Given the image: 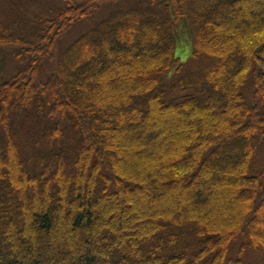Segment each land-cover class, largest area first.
Listing matches in <instances>:
<instances>
[{
    "label": "trees",
    "instance_id": "16d2710c",
    "mask_svg": "<svg viewBox=\"0 0 264 264\" xmlns=\"http://www.w3.org/2000/svg\"><path fill=\"white\" fill-rule=\"evenodd\" d=\"M58 1L0 25V264H251L245 249L264 258V151L254 163L264 148V0ZM109 1L131 5L60 51L68 30ZM184 41L192 52L181 63ZM179 112L191 130L159 137L148 125ZM141 122L152 145L124 147L120 128ZM173 136L178 150L152 167L135 156ZM142 184L151 197L163 184L189 188L199 205H158L126 224ZM236 241L245 243L233 251Z\"/></svg>",
    "mask_w": 264,
    "mask_h": 264
},
{
    "label": "rangeland",
    "instance_id": "374dc122",
    "mask_svg": "<svg viewBox=\"0 0 264 264\" xmlns=\"http://www.w3.org/2000/svg\"><path fill=\"white\" fill-rule=\"evenodd\" d=\"M20 7H16L14 11L10 10V7L7 3H5L3 0H0V25H4L10 22V19H15L14 15H21L20 11H25L28 13H36L39 12L45 8L53 9L55 7L60 6V3L58 0H17ZM130 6L129 3H114L113 5L105 6L102 10L100 15H109L113 11L120 9V8H126ZM253 16L257 15V12H251ZM99 18L96 20H88L83 23H77L74 25V27L67 33V35L64 37V39L60 42L59 49H63L67 47L69 44H71L74 40H76L80 35L84 34L85 32L91 30L92 26L98 21ZM243 23V22H242ZM244 24V23H243ZM228 29H234L236 30L235 26H228ZM226 34H222L219 36L214 35L212 38L218 40L219 42H223V39L226 37ZM185 44H188L187 41H184ZM150 48V45L148 46ZM191 52V47L188 45H181L179 47V50L177 53L180 55L181 62L184 63L188 57V53ZM184 54H186L184 56ZM52 65L49 63L45 65L44 71L41 73L40 77L44 76L46 72L50 70ZM112 80L110 81V84H112ZM99 85V83H98ZM131 85L127 87V90L130 89ZM112 92L109 94L111 95ZM219 98L214 103V112L213 115L215 119L219 114L220 108H219ZM158 118V117H157ZM165 123V124H164ZM191 118L190 115L184 112H179V114H170V113H164V115L161 117V119H154L151 122L148 123L149 126H154L159 130V137L160 136H166L170 135L172 136V131L175 129L181 130V133L183 131H189L191 128L189 127L191 124ZM143 122H141L138 125H133L130 128L126 127L125 125L120 128V136L123 142L124 147L130 146L133 147H141L145 148V145H152L147 140V135L144 133L145 130L142 128ZM113 126V125H112ZM180 135V134H179ZM178 138L179 136H173L170 139H172L170 142L167 143L166 147H163L160 152L150 149L148 153L145 154L144 152L137 151L135 153V156L137 158L145 157L148 160L147 165L151 166L155 160L159 162V160L162 159L163 156H165V150H167V147H170L169 149L173 151L178 150ZM154 141V140H152ZM155 142V141H154ZM95 143V141H93ZM152 148V146H151ZM135 149V148H134ZM124 148L119 147L118 149V158L121 163L124 165L128 163L129 159L130 161L131 156L129 153L123 152ZM143 151V150H142ZM264 148L261 145L258 154L256 155V158L254 160L255 168L258 169L259 165L261 164V157L263 154ZM159 153V154H158ZM161 155V156H160ZM154 156V157H153ZM153 157V158H152ZM137 158L135 159L137 161ZM221 159V156L220 158ZM146 164V163H145ZM153 166V165H152ZM151 166V167H152ZM171 185V184H170ZM163 184L161 185V191L154 197H151V191L148 187H146L144 184L142 191H137V193L133 194L135 196V200H131L130 202L127 201L126 206H130L128 213H133V217L125 218L124 223L131 224L132 220L134 221V224L136 225L139 222L146 221V219L153 218L154 214L156 213V209L158 205H171L175 210L180 209L184 212H186L190 207V205L198 206L199 204L193 199L192 192L189 188H172V186ZM245 192H240V196H243ZM219 199L226 201L225 196H229L228 193L218 194ZM138 200V202L143 203L144 211L145 212H139L138 208L135 204V201ZM190 202V205L187 206V202ZM216 196L211 197V201L206 204V207L208 210L212 212H216L218 206L215 205ZM188 202V204H189ZM230 203H232V200H230ZM33 208L28 209V215H32ZM138 212V213H137ZM137 213V214H136ZM120 209H116L112 211V213L107 217V222H109L111 225L117 224L120 221ZM66 223V222H65ZM264 224V220H263ZM66 231V228H65ZM131 229L128 228L127 232H130ZM260 235H264V232H259ZM27 234V233H26ZM28 235V234H27ZM66 235V234H65ZM244 241H236L234 242V246L232 248L233 251H238V248L243 245ZM83 246V239L81 238V241H79V247ZM57 248V247H56ZM237 253V252H236ZM235 253V254H236ZM243 259L251 262V264H264V258L261 256H258L257 254H252L249 250L245 249L243 253ZM69 258V257H68ZM68 258H61V261L71 263V260Z\"/></svg>",
    "mask_w": 264,
    "mask_h": 264
}]
</instances>
